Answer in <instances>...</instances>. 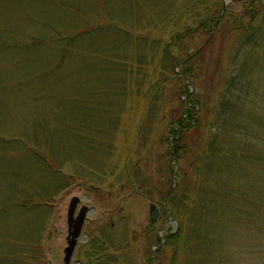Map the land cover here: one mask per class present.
<instances>
[{"label":"rangeland","instance_id":"rangeland-1","mask_svg":"<svg viewBox=\"0 0 264 264\" xmlns=\"http://www.w3.org/2000/svg\"><path fill=\"white\" fill-rule=\"evenodd\" d=\"M247 7L243 0H0V264H64L73 196L76 213L82 205L89 212L71 264H94L89 248L101 242L114 264H264V165L249 163L263 150L264 1L252 16ZM207 18L218 26L173 45V64L164 52L171 36ZM197 50L188 63L200 71L191 79L183 60ZM228 90L257 127L259 148L245 145L240 163L217 158L210 188L229 205L203 221L205 236L190 237L176 256L170 247L157 252L158 239L178 229L163 196L171 185L198 183L194 160ZM188 97L198 101L200 125L174 160L166 137ZM151 203L159 209L152 225Z\"/></svg>","mask_w":264,"mask_h":264},{"label":"trees","instance_id":"trees-1","mask_svg":"<svg viewBox=\"0 0 264 264\" xmlns=\"http://www.w3.org/2000/svg\"><path fill=\"white\" fill-rule=\"evenodd\" d=\"M264 0H243L244 3L250 2L253 7H247L245 14L257 12L258 7L262 6ZM254 5H257L256 7ZM253 19V18H250ZM262 20V19H261ZM263 24H264V20ZM261 24V25H263ZM218 26L217 20L212 18H207L201 20L196 25H186L184 30L180 32H176L171 36V39L168 41L165 46V56L170 58L173 64L177 63V53L173 51L171 48L173 45H176L181 39L187 37H193L201 32L210 33L212 29ZM211 35H209L208 40H210ZM243 44V42H242ZM200 53V50L194 51L191 54H188L187 57L183 60V63H186L185 68L183 69L184 76L191 77V79L195 76V71H200V65H198V69L192 66L190 63L197 57ZM197 69V70H196ZM236 70H239V75L232 74L230 83L235 85V81L237 79L243 80L244 75V65H239ZM199 73V72H197ZM233 80V82H232ZM231 90H228V94H223L218 101L217 108L214 113L213 123L210 129H206L203 140L202 147L199 155L194 160L195 168L194 171L196 176H198V183L193 184L192 188L189 189L186 185L180 187V189H176L175 186L171 185L169 189H167L164 197V200L167 202L168 207L171 209V216L178 223V229L171 233H166L165 241L163 243V239H158V250L157 252L164 251L165 249L171 248L173 255H178V252L181 248L190 240V237L194 239H201L205 236L207 231L203 229V221L208 217L213 215V211L218 207H222L223 210H227L228 205L223 196L212 190L211 186H216L217 176L214 177L213 169L215 167V162L217 158L229 159L234 163H240L245 158L244 157V149L245 145L251 144L253 150L257 147V143L255 142V135L259 133L256 131L257 127L252 123L247 124V119L244 117L242 112V104L241 99L238 96L234 97L233 93H229ZM190 92V91H189ZM185 101V105L187 108L183 112V115L177 118L175 123L170 127L166 139L168 140V149L169 153L172 156V159L177 160L182 158V152L179 150L176 152V149L185 148L184 139L186 135L192 131V129H198L200 125V121L196 118V110L198 101L193 99L190 100L188 97ZM186 114V115H184ZM264 134V130H263ZM232 135V141L229 145L225 143V139ZM253 136L252 139H249ZM249 139V140H248ZM263 150H264V135H263ZM263 150L255 149L249 156V163L251 166L264 165V155ZM176 175L177 178H180L181 175ZM190 186V184H189ZM238 191V190H237ZM235 189V194L233 195L230 192L231 196H233L235 200V205L238 203V192ZM254 197L251 198V202L253 203ZM238 208V207H237ZM109 242H111L109 240ZM104 243L102 245L91 244L90 248L93 251L92 257L94 264H114L116 257H113L110 251H108V247L105 246ZM112 242L109 243V248L112 247ZM180 248V249H179Z\"/></svg>","mask_w":264,"mask_h":264},{"label":"water","instance_id":"water-1","mask_svg":"<svg viewBox=\"0 0 264 264\" xmlns=\"http://www.w3.org/2000/svg\"><path fill=\"white\" fill-rule=\"evenodd\" d=\"M80 202V198L73 196L67 207L66 212V225H67V236L66 246L63 249V262L69 264L71 261L72 254L77 244V240L81 233V228L84 223L86 212H89V207L82 205L76 213L77 205ZM159 215V209L155 203L150 204L149 209V223L152 225Z\"/></svg>","mask_w":264,"mask_h":264},{"label":"flooded vegetation","instance_id":"flooded-vegetation-1","mask_svg":"<svg viewBox=\"0 0 264 264\" xmlns=\"http://www.w3.org/2000/svg\"><path fill=\"white\" fill-rule=\"evenodd\" d=\"M86 206H87V205H86ZM86 216H87V212H86ZM86 219H87V218H86ZM86 219H85V220H86ZM85 220H84V221H85ZM83 224H84V223H83ZM82 229H83V225H82V228H81V233H80L79 238H80L81 236H83V234H84V233H82ZM79 238H78V239H79ZM77 241H78V240H77ZM76 246H77V244H76ZM75 248H76V247H75ZM74 250H75V249H74ZM73 263H77V262H73ZM69 264H71V261H70ZM77 264H81V262H78Z\"/></svg>","mask_w":264,"mask_h":264}]
</instances>
